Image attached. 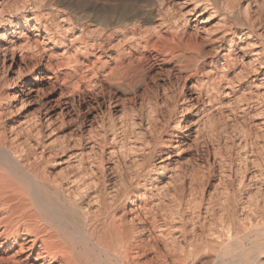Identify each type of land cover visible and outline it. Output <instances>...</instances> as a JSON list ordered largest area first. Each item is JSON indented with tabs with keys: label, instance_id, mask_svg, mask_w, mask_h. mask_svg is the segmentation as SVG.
<instances>
[{
	"label": "rangeland",
	"instance_id": "obj_1",
	"mask_svg": "<svg viewBox=\"0 0 264 264\" xmlns=\"http://www.w3.org/2000/svg\"><path fill=\"white\" fill-rule=\"evenodd\" d=\"M6 1L10 3V0ZM15 1L19 4L25 2ZM45 1L48 4L54 2ZM194 2L179 0L178 4L176 0H163V6L171 8H168L171 14L168 16L169 13L161 11L156 1L152 21L141 17L137 23L141 28L155 29L167 40L176 41L180 37L189 40L193 48L183 51V58L165 56L166 52L160 46L161 53L148 47L141 53L140 62L130 64L132 59L136 60L135 50L144 45V40L139 39L137 46L128 47L115 37L111 41L112 48L109 46L111 50L104 47V51L91 49L87 53L83 50V41L89 43L90 38L84 30L86 20L81 18L98 10L135 14L140 5L146 7L143 10L149 9L150 0H57L53 10L66 9L72 18L81 19L78 23L84 25V36H79L80 42L74 39L82 28H74L73 35L64 34L68 21L51 23L52 19L47 18L46 31L37 32L32 30L35 21L29 23V38L43 41L41 45L45 51L41 58L31 49L23 53L25 61L20 65L21 76L13 74L16 67L11 68L12 73L0 67L2 94H7L6 102L12 108L16 105L12 99L16 89L34 85L35 90L29 105L24 104L26 107L21 106L20 111L17 110L20 106L15 107L9 118L14 121L24 114L31 118H50L52 124L50 122L43 129L41 137L42 143L49 144L46 145V154L68 140L69 147L63 153L55 154L45 162L49 178L74 171L75 157L70 154L85 151L84 157L87 154L92 157L89 159L94 164L96 177L104 174L105 181L122 173L130 174L133 169L141 177L144 175L142 178L155 176L156 184L163 185L170 196L164 199L169 207L165 206L167 211L176 212L178 200L190 204L182 210L185 218L189 215L190 224L203 217L206 231L219 225L220 221L245 223L246 226L250 221L260 228L264 225V0H204L214 6H208L206 12L197 9L194 16H189V22L181 26L182 20L175 15L179 14L178 10L191 9ZM197 14L202 15L196 17ZM59 16L55 14V19L59 20ZM166 18L173 21L167 22ZM174 34L179 35L178 39L172 36ZM125 48L128 52H122ZM148 55L154 59L146 60L144 57ZM120 56L122 58H118ZM46 57L51 64L48 68L44 67ZM18 58L17 54V61ZM10 63L8 57L5 67ZM12 77H16V85L11 83ZM181 110L184 112L182 123ZM153 113L158 116L154 117ZM149 116L151 120L157 117L156 131L146 127L151 121ZM195 129L192 136H187L186 130L191 133ZM122 131L125 143L120 149L121 143L118 142ZM111 136H115V140L112 141ZM91 144L95 146L90 153L87 148ZM114 148L123 152L108 156L107 153ZM156 168H160L161 174L154 175ZM128 169L131 170L126 174ZM101 192L104 193L103 188ZM102 200L107 204L108 196L104 194ZM146 200L149 203L152 199L146 197ZM198 213L203 216L196 219ZM177 217L175 224L179 225ZM189 223L187 228L191 226ZM253 239L250 237L249 240ZM224 241L236 252L227 237ZM244 245L249 246V242L244 241ZM14 252L9 246L0 248V260ZM238 253L229 255L231 258L225 256L227 259L223 258V263L228 264L227 260L232 257L236 261ZM20 257L24 259L25 256ZM214 257L215 253H211L210 258ZM205 261L212 264L207 259L201 263ZM29 264L41 262L31 261ZM259 264H264V257Z\"/></svg>",
	"mask_w": 264,
	"mask_h": 264
},
{
	"label": "bare ground",
	"instance_id": "obj_2",
	"mask_svg": "<svg viewBox=\"0 0 264 264\" xmlns=\"http://www.w3.org/2000/svg\"><path fill=\"white\" fill-rule=\"evenodd\" d=\"M53 1V4H56L57 0ZM150 1L149 9L143 10L146 7L142 8L140 1L139 5L142 10L135 5L139 7V11H136L135 14L129 12L130 15L122 11H95L92 15L81 18L86 20L87 26L84 29L82 28L84 25L78 23L81 19L72 18L69 10H53V4H48L45 0H32V4H30V0H25L21 4L15 0H10V3H7L6 0H0V67L2 69L7 68L10 73H12L11 68L16 67L13 74L17 76L21 73L20 65L25 61L23 53L31 49L35 55L41 58L45 51L44 45H41L43 41L29 38L28 26L33 20L35 26L32 30L36 32L39 30L46 31L47 18L52 19L51 23L68 21L67 26L64 27V34H71L74 28H82L74 38L75 40L79 39V42L85 30V34H88L87 38H90V42H86L87 44L83 41V50L87 53L91 49L104 51V47L111 50V41L117 37L122 44L127 43L126 46L128 47L137 46L139 39L144 40V45L140 46L139 49L134 48L136 49V60L132 59L134 56L130 57L132 59L130 64H134L136 61L140 62L141 53L146 52L148 47L157 52L158 46H160L166 52H163L164 55L183 58V51L188 52L193 48L189 40H183L181 37L176 41L167 40L159 32L156 33L155 29L141 28L137 24L141 17L145 18L146 21H152L153 8L156 4L165 14L166 12L169 13L171 9L169 6L166 8L163 6V0ZM194 1L191 9L180 12L178 10L179 16L172 12V15L174 14L182 20L181 26L189 22V16H194V13L198 11L197 9L206 12L208 6L213 5L212 1ZM178 2L179 0H176V3ZM137 13L140 14L136 15ZM55 14H60L59 20L55 19ZM162 14L160 13V15ZM160 15V19H163ZM169 15L171 14L169 13ZM200 15L202 14H197L196 17ZM167 20V22H171L172 18ZM173 25L175 26V24ZM172 36L177 38L179 35L174 34ZM122 52L128 51L125 48ZM158 52L161 53L159 50ZM17 54L19 55L18 61ZM150 56L144 58L153 60V56ZM8 57L11 63L5 67V61ZM46 58L48 59V57ZM118 58H122V56ZM47 59L44 66L46 68L51 65ZM112 70L111 72L114 73L115 68ZM15 79L14 77L11 78V83L14 82V85H16ZM7 82L5 85H8ZM19 88L15 90L12 98L16 102L14 108L20 106L17 110L24 104L29 105L31 102L29 100L33 98L35 92L34 85ZM7 97V94L6 96L2 94L0 86V248L9 246L15 250L9 257H5L6 259L3 257L2 262L5 263L6 261L8 264H29L31 261L41 262V264H200L201 261L207 259L212 264L217 262L225 264L226 262L223 263L222 261L223 258L229 257V255L234 256V253L238 251L237 260L235 261L232 257L234 261L232 259L227 260L228 264H259L261 262V258L264 257V225L258 228L256 224L254 225L250 221L247 226L245 223H240V225L242 224L240 226L234 221L227 223L220 221L219 225L212 226L206 231L203 217L198 219L197 223L190 224L189 215H186L185 218V214L182 212L190 204H183L182 200H178L175 207L176 212L169 211V209L167 211L169 207L165 205L164 199L167 198L168 194L164 189L165 187H162L163 185L159 187L158 183L156 184L157 178L155 176L142 178L144 175L141 177L135 172L136 169L127 174L131 170L128 169L127 175L122 173L119 177H112L105 181L104 174L96 177L93 169L94 164L90 160L92 157L90 158L89 154L84 157L86 152L81 151L79 154H70V156L74 155L75 157L73 166H76V169L74 171L65 170L66 172L59 174V176L49 178L45 162L51 156L63 153L69 147L68 140L64 145L61 143L62 146L58 144L61 147L52 148L54 152L51 151L46 154V145L49 144L42 143L41 137L43 136V129L47 128L52 120L46 116L31 118L26 114L17 120H10L9 117L12 116L14 108L6 102ZM148 110L150 111V108ZM183 113H181L180 123L184 121ZM150 118L151 116H149ZM156 118L150 119L151 121L149 120L150 123L146 127H151V130L155 129ZM186 131L188 132L187 136H192L196 129L191 133L190 130ZM121 136L120 142H118L121 143V147L118 145L120 149L124 147L125 143L123 131ZM56 137L58 136L56 135ZM114 137H112V141L115 140ZM147 143L149 146L148 141ZM164 143L161 142L160 144ZM94 146L91 144L87 148L90 153ZM121 151L114 148L107 154L114 156ZM88 159L89 161H87ZM161 167L164 168L165 165ZM158 169L160 168L153 170L154 175L160 173ZM132 186L133 188H131ZM102 188L104 193L101 192ZM104 194L109 199L107 204H104V200H102ZM146 197L152 200L148 203ZM170 208V210H174V207ZM201 216L203 215L198 213L196 219L201 218ZM176 217L180 221L179 225L175 224ZM188 223L191 225L189 228H187ZM224 237L228 238V243H232L236 252L224 244ZM250 237H254V239L249 240ZM246 240L249 242V246L244 245L247 247L245 249L243 242ZM211 253H215L213 259L210 258ZM23 254L24 259L20 257ZM207 262L202 263L206 264Z\"/></svg>",
	"mask_w": 264,
	"mask_h": 264
}]
</instances>
